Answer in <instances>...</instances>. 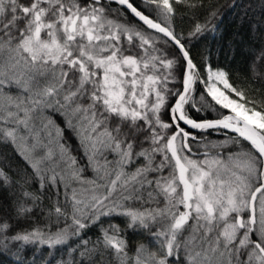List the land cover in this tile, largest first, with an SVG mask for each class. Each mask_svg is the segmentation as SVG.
I'll use <instances>...</instances> for the list:
<instances>
[{"label": "snow or ice", "instance_id": "obj_1", "mask_svg": "<svg viewBox=\"0 0 264 264\" xmlns=\"http://www.w3.org/2000/svg\"><path fill=\"white\" fill-rule=\"evenodd\" d=\"M205 7L0 0V255L264 264V90L219 61L235 58L239 34L193 54V39H217L219 13L187 33L175 20ZM248 22L264 32V8ZM249 56L264 85V44ZM128 232L144 240L132 254Z\"/></svg>", "mask_w": 264, "mask_h": 264}, {"label": "trees", "instance_id": "obj_2", "mask_svg": "<svg viewBox=\"0 0 264 264\" xmlns=\"http://www.w3.org/2000/svg\"><path fill=\"white\" fill-rule=\"evenodd\" d=\"M234 3L237 5L235 8L233 7ZM205 4L206 7L198 10L195 16H191L190 13H186L182 8L178 9V15L175 20L177 30H183L187 33L195 20L199 19L200 22H203L210 10H215L219 13L213 21V23L218 24L220 28V33L217 34V39L214 40L211 33L208 35L207 39H193V54L203 52L206 47H210L214 53L222 46L226 49L228 42L236 39L237 34H239V38L243 40V45L237 49L235 58L233 59L230 57L228 60H225L224 56L220 55L219 61L223 65L227 66L235 77H238L241 80H245L247 77L246 84L249 89L254 92L264 90V85L256 82V80L252 78L250 71H245L250 63L249 49H258L262 44H264V32L252 31L248 22L249 18H252L254 15L257 18L259 17L261 9L264 8L262 0H205ZM245 13H247V17H245ZM221 34L223 36L222 40L219 38ZM73 143H75V141H73ZM89 175H91V172H89ZM54 202V195L51 200L44 201V203L49 207H51ZM105 219L107 220L112 218ZM116 222L120 223L122 228L124 227L120 220H117ZM97 234V227H91L86 230V235L89 239H95ZM127 239L129 241L130 254H132V251H134L138 244L144 242L142 236L133 232H128ZM62 256H65L63 252H57L55 250L50 252L47 248H44L38 252L36 264H46V261L49 259L52 260V264H57V261L60 260ZM66 258L71 259L70 256H67ZM15 259V250L10 253L6 252L4 255H0V264H14ZM28 264H32L31 258L29 259Z\"/></svg>", "mask_w": 264, "mask_h": 264}]
</instances>
